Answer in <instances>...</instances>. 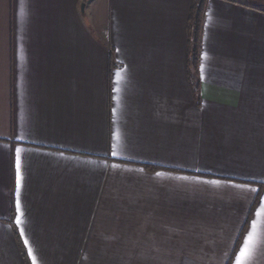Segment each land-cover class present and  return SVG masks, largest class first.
I'll use <instances>...</instances> for the list:
<instances>
[{
  "label": "crops",
  "instance_id": "obj_1",
  "mask_svg": "<svg viewBox=\"0 0 264 264\" xmlns=\"http://www.w3.org/2000/svg\"><path fill=\"white\" fill-rule=\"evenodd\" d=\"M0 0V264H264V0ZM242 249H246L241 257Z\"/></svg>",
  "mask_w": 264,
  "mask_h": 264
},
{
  "label": "trees",
  "instance_id": "obj_2",
  "mask_svg": "<svg viewBox=\"0 0 264 264\" xmlns=\"http://www.w3.org/2000/svg\"><path fill=\"white\" fill-rule=\"evenodd\" d=\"M207 0H194L188 22V76L194 97L200 99L199 55Z\"/></svg>",
  "mask_w": 264,
  "mask_h": 264
},
{
  "label": "snow or ice",
  "instance_id": "obj_3",
  "mask_svg": "<svg viewBox=\"0 0 264 264\" xmlns=\"http://www.w3.org/2000/svg\"><path fill=\"white\" fill-rule=\"evenodd\" d=\"M245 251H246V249H242L241 254H240L241 257H243L245 255ZM237 264H243L242 260L238 258Z\"/></svg>",
  "mask_w": 264,
  "mask_h": 264
}]
</instances>
